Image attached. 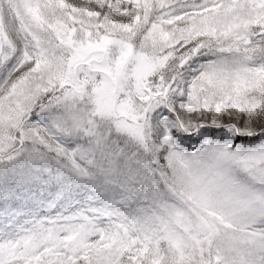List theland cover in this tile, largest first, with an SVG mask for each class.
Returning a JSON list of instances; mask_svg holds the SVG:
<instances>
[{"label": "snow or ice", "instance_id": "obj_1", "mask_svg": "<svg viewBox=\"0 0 264 264\" xmlns=\"http://www.w3.org/2000/svg\"><path fill=\"white\" fill-rule=\"evenodd\" d=\"M0 264H264V0H0Z\"/></svg>", "mask_w": 264, "mask_h": 264}]
</instances>
